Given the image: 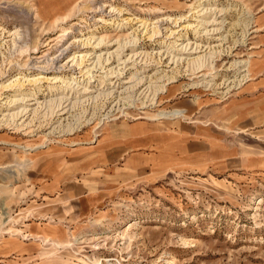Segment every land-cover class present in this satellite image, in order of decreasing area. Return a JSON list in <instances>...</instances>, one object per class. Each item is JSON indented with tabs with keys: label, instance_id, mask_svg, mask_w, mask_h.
I'll return each mask as SVG.
<instances>
[{
	"label": "rangeland",
	"instance_id": "obj_1",
	"mask_svg": "<svg viewBox=\"0 0 264 264\" xmlns=\"http://www.w3.org/2000/svg\"><path fill=\"white\" fill-rule=\"evenodd\" d=\"M0 264H264V0H0Z\"/></svg>",
	"mask_w": 264,
	"mask_h": 264
},
{
	"label": "bare ground",
	"instance_id": "obj_2",
	"mask_svg": "<svg viewBox=\"0 0 264 264\" xmlns=\"http://www.w3.org/2000/svg\"><path fill=\"white\" fill-rule=\"evenodd\" d=\"M201 8H203V9H201V11L200 12H207L208 11V8L205 10V7H201ZM203 17V16H202ZM210 22V21H209ZM142 23H144V22H142ZM145 25L147 24V22H145L144 23ZM206 24H208V23H206ZM205 24V25H206ZM250 26V24L248 23V25H246L245 26V29H244V32H243V34H242V40L243 39H245V37L247 36V34H248V27ZM204 32H206V34H208V30L207 31H204ZM214 32H215V30H214ZM173 34V33H172ZM100 42H102V40L100 41ZM101 43H98L97 44V46H99ZM175 45V44H174ZM190 45H193L192 43H188L187 45H183V44H181L180 46H182V47H184V48H187V47H189ZM175 46H177V45H175ZM186 46V47H185ZM183 49V48H182ZM177 53H178V55H180V53H179V51H177ZM197 53V52H196ZM193 54V53H192ZM195 54V53H194ZM182 55V54H181ZM179 56V58H180V60H185V58L184 57H182V56ZM212 55V54H211ZM76 56V55H75ZM103 56H104V54H103ZM87 57H88V55H80V56H76L75 57V59L76 60H78V59H82L81 61H82V63H80V64H78L79 66H82L83 65V62H84V60L85 59H87ZM100 57L101 56H99L98 57V59H100ZM89 58V57H88ZM132 58V57H131ZM74 60V59H73ZM210 60H211V56H208V55H205V56H201V57H196V58H192V60H190L189 59V65L191 64V66H192V68L194 69V70H196V71H194V72H196L197 73V70H202L204 67H207V63L209 64L210 63ZM191 61V62H190ZM78 62V61H77ZM77 65V66H78ZM249 65V61H240V62H235L234 63V67L236 68V70L238 71V76H236L235 78V80H233V81H231V82H229V83H234L235 85H241L242 84V81H243V79L244 78H246V77H249V73H248V70H247V66ZM202 71H204V70H202ZM201 72V71H200ZM87 73V72H86ZM90 73V72H89ZM88 73V74H89ZM199 73V72H198ZM241 73H246L245 75L243 74L242 76H241ZM237 74V73H236ZM202 76V75H201ZM207 77H204V79L201 81V83L200 84H196V85H198V86H204V87H212L213 85H212V83L214 82V80H210V81H206L207 79H206ZM50 80H52V81H59V83H61V81L63 82V83H65L66 85H65V88L64 89H62V93H63V97H59L58 98V100L59 101H62V100H64V99H67V100H69L70 98L68 97V95H69V92L68 93H66V90L67 89H74V87L73 88H71L72 86H70L71 85V83L73 82H75V81H77V79H78V77H75V75H71V76H69V78H67V79H63V77H50L49 78ZM206 79V80H205ZM144 80V78H139V82H142ZM169 80L171 81L172 80V83L175 81V78H173V77H171V78H169ZM35 82V81H34ZM72 83V84H73ZM79 83H80V81H79ZM113 83H109V86H111ZM123 84V83H122ZM78 85V83H76V85L75 86H77ZM82 85V84H81ZM166 86L167 85H163V86H161V87H159V89H157V91L159 92V90H165V88H166ZM136 87V86H135ZM135 87H129V88H126V87H124V88H126V92L128 91H130L131 89H133V90H135L134 88ZM79 88H81V89H79ZM154 88V87H153ZM192 88V87H191ZM78 91H81L82 93L80 94V96H78V97H75V101H72V105H73V107L74 106H77V105H79V104H82V105H85L86 103H90L91 101H92V103H95L96 104V106L98 105V103H99V101L100 100H105V101H108V100H110L111 99V97L113 98L114 97V94L116 93V92H114L115 90H113L114 88L112 87H110V88H108L107 89V91H105V92H99V94L97 95V96H89L90 94H89V90H90V87H89V82L85 85V84H83V86L82 87H78ZM148 89V88H147ZM150 89V88H149ZM154 89H156V88H154ZM231 89V88H230ZM153 90V89H152ZM123 91V90H122ZM71 92V91H70ZM124 92V91H123ZM162 93H164L163 91H161ZM66 93V94H65ZM79 93V92H78ZM155 94V93H154ZM74 95V94H73ZM128 95V94H127ZM155 96V95H154ZM153 96V97H154ZM68 97V98H67ZM156 97V96H155ZM129 98H132L131 96L129 97ZM128 98V99H129ZM148 98V97H147ZM73 99V98H72ZM133 99V98H132ZM153 99V98H152ZM155 99V98H154ZM153 99V100H154ZM156 100V99H155ZM155 100H154V102H155ZM53 100H51V102H52ZM149 101H151V99L149 100ZM133 102V101H132ZM153 101H152V103H154ZM50 103V102H49ZM101 103V102H100ZM103 103V102H102ZM105 103V102H104ZM144 103V102H143ZM142 103V104H143ZM147 103V102H146ZM94 104V105H95ZM145 104V103H144ZM95 106V107H96ZM98 107V106H97ZM103 108V107H102ZM20 115V113L18 112V113H9V114H6L4 117H8V118H11V119H16L18 116ZM163 116H167V114L166 113H164V114H162ZM93 116H94V114H93ZM163 116H161L162 118H163ZM172 116L175 118V117H183V113L182 112H175V113H173L172 114ZM110 117V116H109ZM171 117V116H170ZM179 117V118H180ZM107 119V118H106ZM92 120V119H91ZM91 120H89V121H91ZM70 128V127H69ZM55 130V129H54ZM54 132V131H53Z\"/></svg>",
	"mask_w": 264,
	"mask_h": 264
},
{
	"label": "crops",
	"instance_id": "obj_3",
	"mask_svg": "<svg viewBox=\"0 0 264 264\" xmlns=\"http://www.w3.org/2000/svg\"><path fill=\"white\" fill-rule=\"evenodd\" d=\"M255 69H256V67L254 68V71H255ZM252 79H253V78H250V79H248L247 81H250V80H252ZM195 103L198 104V101L195 100ZM183 111H184V110H183ZM185 114H186V113H185ZM186 117H187V116H185V118H186ZM175 119H178V118H175Z\"/></svg>",
	"mask_w": 264,
	"mask_h": 264
}]
</instances>
